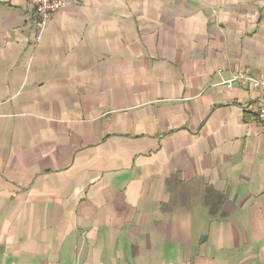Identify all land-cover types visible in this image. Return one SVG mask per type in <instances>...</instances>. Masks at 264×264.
Wrapping results in <instances>:
<instances>
[{
  "label": "crops",
  "instance_id": "crops-1",
  "mask_svg": "<svg viewBox=\"0 0 264 264\" xmlns=\"http://www.w3.org/2000/svg\"><path fill=\"white\" fill-rule=\"evenodd\" d=\"M240 75L264 0H0V264H264Z\"/></svg>",
  "mask_w": 264,
  "mask_h": 264
},
{
  "label": "built area",
  "instance_id": "built-area-1",
  "mask_svg": "<svg viewBox=\"0 0 264 264\" xmlns=\"http://www.w3.org/2000/svg\"><path fill=\"white\" fill-rule=\"evenodd\" d=\"M33 7L34 12L40 22L41 29H43L46 23L49 21L50 17L60 11L66 0H27ZM245 79L248 80L253 87L256 94V115L258 122L264 126V75L258 76L256 78L249 77L246 75H240L239 77H234L226 82V87H230L231 83L235 80Z\"/></svg>",
  "mask_w": 264,
  "mask_h": 264
},
{
  "label": "trees",
  "instance_id": "trees-1",
  "mask_svg": "<svg viewBox=\"0 0 264 264\" xmlns=\"http://www.w3.org/2000/svg\"><path fill=\"white\" fill-rule=\"evenodd\" d=\"M213 211H216V208H215V209H211V211H210V212H213Z\"/></svg>",
  "mask_w": 264,
  "mask_h": 264
}]
</instances>
